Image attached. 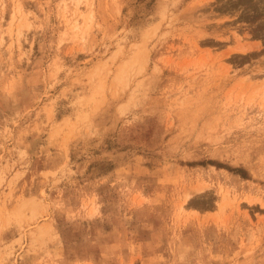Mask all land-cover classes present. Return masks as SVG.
<instances>
[{"label":"rangeland","instance_id":"374dc122","mask_svg":"<svg viewBox=\"0 0 264 264\" xmlns=\"http://www.w3.org/2000/svg\"><path fill=\"white\" fill-rule=\"evenodd\" d=\"M0 264H264V0H0Z\"/></svg>","mask_w":264,"mask_h":264}]
</instances>
